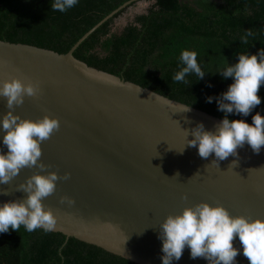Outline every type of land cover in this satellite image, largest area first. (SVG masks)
<instances>
[{"label":"water","instance_id":"95a60500","mask_svg":"<svg viewBox=\"0 0 264 264\" xmlns=\"http://www.w3.org/2000/svg\"><path fill=\"white\" fill-rule=\"evenodd\" d=\"M136 1L109 13L65 53L0 39V83L15 77L39 86L12 109L0 96V118L11 111L22 119L59 120L41 143L37 164L0 184V204L26 199L22 184L55 172L56 189L42 200L56 216L53 231L136 264H162L160 225L185 207L207 202L223 205L232 216L264 219V146L258 154L245 144L224 160L214 153L202 158L188 145L192 131L203 124L215 132L222 117L75 56L99 27ZM4 134L0 130V151L6 152ZM62 197L74 203H61ZM233 246L240 247L238 238ZM236 262L250 264L242 251ZM172 264L208 261L190 258L186 247Z\"/></svg>","mask_w":264,"mask_h":264},{"label":"trees","instance_id":"16d2710c","mask_svg":"<svg viewBox=\"0 0 264 264\" xmlns=\"http://www.w3.org/2000/svg\"><path fill=\"white\" fill-rule=\"evenodd\" d=\"M126 1L79 0L59 12L52 10V0H0V39L65 53ZM115 17L86 39L75 56L222 118L216 99L206 101L208 96L218 97L232 82L218 71L235 63L243 51L256 54L264 49V0H157L120 34L112 33ZM247 30L255 35L243 44L240 37ZM183 50L197 53L205 71L202 79L190 74L187 83L173 81L182 67ZM258 95L261 104L248 117L229 114V118L251 123L256 112L264 115V85ZM0 264L136 263L61 232L42 228L28 232L21 225L17 232L0 234Z\"/></svg>","mask_w":264,"mask_h":264},{"label":"clouds","instance_id":"9594fccd","mask_svg":"<svg viewBox=\"0 0 264 264\" xmlns=\"http://www.w3.org/2000/svg\"><path fill=\"white\" fill-rule=\"evenodd\" d=\"M78 2L52 0L51 8L65 12ZM254 35L247 30L240 40L247 44L248 38ZM179 60L182 67L174 74V82L187 83L186 77L190 74L198 79L205 76L195 51L183 50ZM218 72L224 80L231 78L232 82L218 97L208 96L206 101L211 103L216 99L218 110L224 113V117L215 132L205 131L203 124H199L193 129L194 138L188 141V145L196 147L202 158L214 153L218 160H224L230 155H238L236 150L245 144L258 154L264 146V115L256 112L251 116L252 122L248 123L245 119H230L229 114L248 117L261 104L258 92L264 85V49L256 54L243 51L235 63H227ZM38 90L37 84L25 83L15 77L0 83V96L6 98L9 109L21 105L25 96H35ZM58 128L59 120L48 115L37 120L22 119L9 111L0 118V130L5 132L2 144L7 148L6 152L0 151V184L7 183L22 168L36 165L42 154L41 143ZM63 178L67 179L68 174ZM58 179L60 177L55 172L33 175L26 185L20 186L28 193L26 199L0 204V234L10 230L17 232L21 225L28 232L38 228L45 232L53 231L56 216L50 208H45L42 200L55 191ZM65 201L70 205L74 203L70 198L62 197L61 203ZM160 227L162 264L179 261L186 247L190 258H203L208 264H237L236 257L241 251L250 264H264L262 218L232 216L223 205L200 202L185 207L179 214L168 215ZM236 238L240 242L239 248L233 246Z\"/></svg>","mask_w":264,"mask_h":264},{"label":"rangeland","instance_id":"374dc122","mask_svg":"<svg viewBox=\"0 0 264 264\" xmlns=\"http://www.w3.org/2000/svg\"><path fill=\"white\" fill-rule=\"evenodd\" d=\"M156 1L157 0H139L124 8L119 12L120 14L115 17L112 23V33H122L127 26L135 22V19L138 15L148 13L150 7ZM99 51L102 52L101 49H99Z\"/></svg>","mask_w":264,"mask_h":264}]
</instances>
